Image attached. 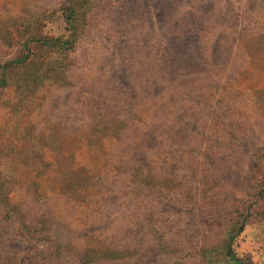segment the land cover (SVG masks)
Masks as SVG:
<instances>
[{"label":"rangeland","instance_id":"1","mask_svg":"<svg viewBox=\"0 0 264 264\" xmlns=\"http://www.w3.org/2000/svg\"><path fill=\"white\" fill-rule=\"evenodd\" d=\"M263 155L264 0H0V264H264Z\"/></svg>","mask_w":264,"mask_h":264},{"label":"trees","instance_id":"2","mask_svg":"<svg viewBox=\"0 0 264 264\" xmlns=\"http://www.w3.org/2000/svg\"><path fill=\"white\" fill-rule=\"evenodd\" d=\"M263 158H264V155H263ZM262 192H264V189H263V190H260L259 193L261 194ZM239 227H240V225H239ZM239 230H240V228H237L236 231L234 232V234H237V231H239ZM226 250H227L226 255H227V256H230V257H233V256H232V253H231L230 250H229V245H227ZM233 260H234L236 263H238V264H245V262H243V260H241L240 258L233 257Z\"/></svg>","mask_w":264,"mask_h":264}]
</instances>
